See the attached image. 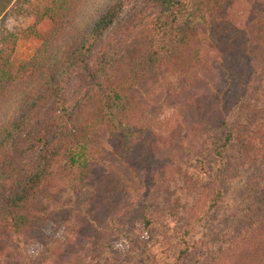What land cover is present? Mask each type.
<instances>
[{
	"label": "trees",
	"instance_id": "trees-1",
	"mask_svg": "<svg viewBox=\"0 0 264 264\" xmlns=\"http://www.w3.org/2000/svg\"><path fill=\"white\" fill-rule=\"evenodd\" d=\"M21 1H36L37 22L48 18L52 29L46 36L34 25L28 29L26 34L39 38L41 44L28 61L16 62L18 36L0 24V264L31 263L23 251L22 261L13 256L21 251L18 243L31 230V223L63 208L56 201L63 189L66 195L88 190L92 163L102 162L99 148L92 150L88 144L93 134L104 131L112 140L115 160L126 164L158 144L168 117L160 120L158 113L151 115L136 97L139 85L150 80L152 67L160 69L159 86L173 96L175 107L185 111L191 122L186 137L194 157L188 163L169 158L162 165L164 173L171 170L168 181L179 173L190 174L192 181L186 184L191 189L209 179L213 167L224 165L232 149L241 147L236 170L242 179L248 176L247 186H254L249 185L244 201L245 208L257 202V215H249H255L254 220L241 232L237 246L228 242L219 259L234 264L247 250L250 258L254 255L264 264V199L252 193L257 189L260 195L264 190V183L254 180L256 171L264 169V0H254L252 9L245 11L236 10L244 0H146L150 13L124 38L108 39L99 48L127 0H0V14ZM247 34L257 44L254 57L261 75L228 113L217 112L202 90L192 86L200 72L217 67L219 54L237 50ZM72 76L84 85L81 100L73 105L66 95ZM51 101L71 130L56 126L49 115L38 116ZM37 126L42 128L29 131ZM102 164L114 168L110 160ZM220 197L219 189L201 209L202 217L188 218L182 237L190 235L189 224L209 219ZM70 222L63 223L69 235ZM150 224L146 217L144 225ZM67 244L51 240L42 262L69 264L63 255Z\"/></svg>",
	"mask_w": 264,
	"mask_h": 264
},
{
	"label": "rangeland",
	"instance_id": "rangeland-1",
	"mask_svg": "<svg viewBox=\"0 0 264 264\" xmlns=\"http://www.w3.org/2000/svg\"><path fill=\"white\" fill-rule=\"evenodd\" d=\"M244 1L236 10L252 9L255 4L254 0ZM37 6L36 1H21L0 14V24L18 36L13 55L16 62L28 61L41 44L39 38L26 34L28 29L34 25L43 36L52 29L48 18L37 22ZM148 13L146 0H127L120 16L106 31L97 48L108 39L124 38L127 30ZM256 49L252 36L244 35L237 50L217 56L214 70L196 74L192 87L202 90L207 103L217 112L228 113L236 98L246 93L257 75H261L257 73L260 65L254 57ZM159 70L152 67L150 80L142 82L136 93L148 113H158L160 120L168 117L158 144L145 154L132 156L126 164L115 160L112 140L110 142L105 137L104 131L93 134L88 144L92 150L99 148L98 158L102 162L92 163V176L86 183L88 190L66 195L65 188L56 194V201L63 208L47 219L40 217L31 223V230L22 235L18 243L21 251L13 255L15 258L22 261L23 251L31 262L29 264H44L45 246L55 240L68 243L63 255L69 264H216L214 258L218 264H226L219 259L220 252H227L228 242L234 241L232 245L237 246L241 232L254 220L255 215H249L253 212L257 215V202L245 208L244 199L251 185L247 186L248 176L242 179V173L236 170L241 147L232 149L224 165L217 170L213 167L210 178L193 184L191 189L186 184L192 179L190 174L181 176L179 173L175 179L172 177L175 181L169 182L171 170L164 173L162 165L175 156L178 163H188L194 155L189 137H186L191 122L183 114L185 111L175 107L177 101L173 96L162 85L159 86ZM83 91L82 81L75 76L70 77L66 89L70 104L79 102ZM52 106V101L48 102L40 108L38 116L40 113H44L43 117L49 115L56 126L71 130L64 114ZM41 123L43 120L37 125ZM40 128L37 126L29 131ZM27 136L28 131L23 138ZM104 160H110L114 168L111 170L102 164ZM254 180L264 183V169L256 171ZM251 187L254 189L253 185ZM219 189L221 197L215 212L209 219L189 224L192 227L190 235L182 237L188 218L191 215L202 217L201 209L208 206ZM252 193L256 198L264 199V190L260 189V195H257V189ZM146 217L151 220L148 228L144 225ZM70 219L73 232L69 235V227L63 223ZM183 249H186L184 254L181 253ZM250 257L251 253L244 250L234 264H262L254 255ZM53 264L60 263L56 260Z\"/></svg>",
	"mask_w": 264,
	"mask_h": 264
}]
</instances>
